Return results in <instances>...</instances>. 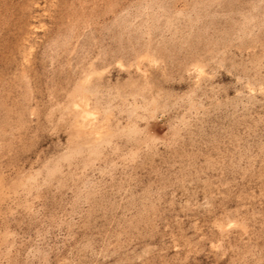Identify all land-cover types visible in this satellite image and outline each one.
<instances>
[{
	"label": "rangeland",
	"instance_id": "374dc122",
	"mask_svg": "<svg viewBox=\"0 0 264 264\" xmlns=\"http://www.w3.org/2000/svg\"><path fill=\"white\" fill-rule=\"evenodd\" d=\"M0 264H264V0H0Z\"/></svg>",
	"mask_w": 264,
	"mask_h": 264
}]
</instances>
